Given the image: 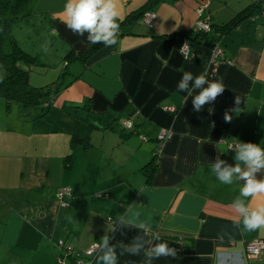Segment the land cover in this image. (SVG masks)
<instances>
[{
    "label": "crops",
    "instance_id": "1",
    "mask_svg": "<svg viewBox=\"0 0 264 264\" xmlns=\"http://www.w3.org/2000/svg\"><path fill=\"white\" fill-rule=\"evenodd\" d=\"M147 1L119 0L121 20ZM257 1L160 0L151 24L135 23L117 45L82 60L77 57L90 43L61 22L66 0H34L27 17L32 26L23 40L15 32L12 38L38 59L29 69L30 85L59 86L29 114L0 97V264H56L59 239L80 254L105 233L113 235L116 217L129 208L151 217L153 229L176 249L175 257L153 264H264V251L246 257V243L264 239V229L242 232L233 224L238 214L231 204L240 185H222L208 171L218 154L235 165L230 144L264 148V16L219 36L223 59L213 60L204 43L216 31L203 42L195 39L200 19L222 25ZM185 41L187 55L181 52ZM70 52L76 58L67 63ZM181 69L221 80L223 94L193 111L191 97L184 104L186 93L177 91ZM121 118H130L133 129L121 127ZM161 129L170 135L156 154ZM74 136L85 144L72 146ZM152 161L148 180L142 167ZM62 189H69L63 195L68 205L57 196ZM249 203L256 207L264 196ZM138 234L134 228L116 232L117 253L120 242ZM142 259L126 254L118 264Z\"/></svg>",
    "mask_w": 264,
    "mask_h": 264
},
{
    "label": "clouds",
    "instance_id": "2",
    "mask_svg": "<svg viewBox=\"0 0 264 264\" xmlns=\"http://www.w3.org/2000/svg\"><path fill=\"white\" fill-rule=\"evenodd\" d=\"M121 12L119 0H66L61 13V22L73 34L84 37L92 45L113 47L118 44L120 34ZM49 41L42 45L44 52L48 51ZM184 47H181L183 53ZM182 71V77L177 83V91L186 93L184 104L191 97L193 111L200 112L205 105L214 102L222 95L225 86L221 80H209L206 73L193 75L190 71ZM206 85V86H205ZM198 90V91H197ZM195 93V94H194ZM241 100L235 97V104ZM211 111V109H209ZM231 115L225 113L224 120L230 122ZM231 149L235 152V165L228 164L219 154L214 162L208 165L209 173L222 185L239 184V195L231 204L238 217L233 220L242 232H253L264 229V203L252 207L250 198L264 196V148L260 144L238 141ZM152 218H142L139 211L129 208L123 215L116 217L115 226L111 229L113 235L105 233L97 243L88 250V254L99 252V264H118L119 256H141L140 264H153L154 260L175 257L176 249L163 241L158 231L153 229ZM125 228L139 231L130 243H112L115 233ZM143 233L141 235L140 233Z\"/></svg>",
    "mask_w": 264,
    "mask_h": 264
},
{
    "label": "trees",
    "instance_id": "3",
    "mask_svg": "<svg viewBox=\"0 0 264 264\" xmlns=\"http://www.w3.org/2000/svg\"><path fill=\"white\" fill-rule=\"evenodd\" d=\"M160 0H148L140 9L129 13L124 19L120 20V34L123 36L131 33L133 25L137 22H142L143 15L147 11H153L154 5ZM34 0H11L7 2L0 1V70L3 75L0 76V97L6 102H15L18 105L20 112L29 114L30 110L40 107L46 98L53 97L57 92L59 82L47 84L43 87H33L29 83V69L38 62L36 56L25 51L13 38L12 27L21 18H27L31 14ZM264 9V1L258 0L247 8L237 13L226 23L215 26L210 21H207L210 26L209 32L196 30V37L198 42H203L207 35L218 33L217 36H211V39L204 42L210 48L218 43L219 36L229 32L235 28L242 20H254V16L261 15ZM253 18V19H252ZM216 35V34H215ZM194 39V38H193ZM104 47L103 45L90 44L87 50L80 54L77 58L84 60L90 54ZM73 53H68L65 60L68 63L73 58ZM24 65L25 67H23ZM67 65V64H66ZM66 68V67H65ZM31 116L37 117L42 114H33ZM84 145L85 142L79 137H73L71 145ZM156 149V148H155ZM155 161V160H154ZM70 156L65 157V164L69 166ZM156 165L153 161L145 164L142 167L144 172H148V180L150 179V172L154 171Z\"/></svg>",
    "mask_w": 264,
    "mask_h": 264
},
{
    "label": "built area",
    "instance_id": "4",
    "mask_svg": "<svg viewBox=\"0 0 264 264\" xmlns=\"http://www.w3.org/2000/svg\"><path fill=\"white\" fill-rule=\"evenodd\" d=\"M207 6H208V2H205L203 5H201L197 10L198 13H202V11ZM261 16H264V9H262ZM155 17H156V13L154 11H147L143 15L142 22L151 24L152 20ZM196 30L203 31V32H209L210 26L206 20L200 19L197 22ZM182 46H185L183 53L187 55L189 52V45L187 41H185ZM211 53H212L213 60L224 58L223 51L219 47L218 43L215 44L211 48ZM119 124L124 129H129V130L133 129V122L130 118H121L119 120ZM169 135H170V132L167 129H161L158 132L156 136V141H157L156 150H155L156 154H158L161 151L163 143ZM141 139H145V137H141ZM234 145L235 144L228 145V149L232 150L231 146H234ZM64 194H70L69 189L60 190L57 196L60 198V202L62 205H68L69 203L63 200ZM55 245L59 250V254L56 257V264H66L67 259H70L73 264H93V256L96 252H93L92 255L88 254V250L91 248L93 244L85 251H82L80 254L74 253L71 245H69L64 239L57 240ZM262 251H264V239L254 240V241H250L246 243V257L248 259L257 258Z\"/></svg>",
    "mask_w": 264,
    "mask_h": 264
},
{
    "label": "rangeland",
    "instance_id": "5",
    "mask_svg": "<svg viewBox=\"0 0 264 264\" xmlns=\"http://www.w3.org/2000/svg\"><path fill=\"white\" fill-rule=\"evenodd\" d=\"M4 1V0H3ZM8 1H11V0H8ZM4 2H7V0L6 1H4ZM28 20V18H23V19H20V20H18L15 24H14V26L12 27L13 28V35H17V34H19L20 35V38L23 40V37H24V35L26 34V33H24V31L26 30V29H28V27H31L32 26V20H29V21H27ZM31 25V26H30ZM14 32H15V34H14ZM21 33L23 34V35H21ZM40 35H42L43 36V33H39ZM35 37V36H34ZM20 39V40H21ZM20 45V44H19ZM29 45H31V46H36V44H34V43H32V42H29L28 41V46ZM21 46V45H20ZM24 46H25V43H24ZM31 48V47H30Z\"/></svg>",
    "mask_w": 264,
    "mask_h": 264
}]
</instances>
